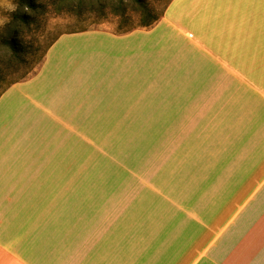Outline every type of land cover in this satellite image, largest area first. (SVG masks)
I'll list each match as a JSON object with an SVG mask.
<instances>
[{
    "label": "crops",
    "instance_id": "1",
    "mask_svg": "<svg viewBox=\"0 0 264 264\" xmlns=\"http://www.w3.org/2000/svg\"><path fill=\"white\" fill-rule=\"evenodd\" d=\"M158 21L63 33L0 95V264H264V91Z\"/></svg>",
    "mask_w": 264,
    "mask_h": 264
},
{
    "label": "rangeland",
    "instance_id": "2",
    "mask_svg": "<svg viewBox=\"0 0 264 264\" xmlns=\"http://www.w3.org/2000/svg\"><path fill=\"white\" fill-rule=\"evenodd\" d=\"M25 0H0V38H12L7 35L11 27L10 18L15 12L28 13L23 5ZM46 9L43 15H38V25L22 29L20 39L24 43L33 40V45L42 47L55 35L79 29H106L121 33L132 26H137L141 19V10L137 0H35ZM19 2V4H17ZM157 15H163L156 23L153 32L148 33L150 39L157 38L162 42L164 52L175 53L178 46L180 54L194 57L205 53L204 48L220 58L232 55L238 57L239 69L243 71L244 86H254L264 91V0H140ZM62 7L58 12L55 7ZM9 26V27H8ZM139 27V26H138ZM149 28V27H140ZM17 29V26L15 27ZM190 36H187L188 34ZM187 34V35H186ZM195 40L201 47H194ZM23 43V44H24ZM24 44V45H27ZM157 44L158 40H157ZM228 49V50H227ZM4 49H0V89L10 81L26 79L33 75L40 66L36 63L31 69L27 61L20 65L8 61ZM169 54V55H170ZM166 55V56H169ZM204 56L203 61H206ZM228 59V58H227ZM166 61V58H165ZM212 68L216 64L206 62ZM237 90H229L228 97L235 99ZM244 105L251 103V98L245 96ZM228 109L233 106L227 107ZM264 114V108H259L258 118ZM257 131L264 134L263 125Z\"/></svg>",
    "mask_w": 264,
    "mask_h": 264
},
{
    "label": "trees",
    "instance_id": "3",
    "mask_svg": "<svg viewBox=\"0 0 264 264\" xmlns=\"http://www.w3.org/2000/svg\"><path fill=\"white\" fill-rule=\"evenodd\" d=\"M137 2L141 10L140 23L137 26H132L130 28L123 30L121 33L129 32L131 30L140 27H150L162 16V14L161 15L154 14L151 11V8L147 7L144 3L140 2V0H137ZM17 4H19V2ZM23 5L29 9V12L27 14L15 12V14L11 15L9 21L10 23H8L11 27L8 26L9 28L6 30L7 31L6 33L8 36L13 35V37L0 38V49H4L5 50L4 52H6L7 56H9V59H7L8 61L6 62V64L4 61L5 67L10 65L11 63L20 65L22 62L25 61V58L26 61L28 58H30L28 59L29 61H27V66H28L27 68L31 69L36 63L40 62L41 64L47 50L61 34L71 33V32H82L87 30V29H79V30H72L67 32H60L57 35H55L50 41H48L46 45L42 47V51H40L39 45L34 47L33 40L30 41L28 44L24 43L20 39L19 33L22 31V29L28 28L31 24H33L32 26H37L39 24L38 23L39 19L37 20L38 15H43V13L46 12V9H42L41 5L37 3L35 0H25L23 2ZM55 8L58 12L63 10H67V11L71 10V9H63L62 7H58V6ZM16 26L17 29H15ZM23 43L27 45H24ZM2 79L3 77H0V80ZM21 80L23 79L10 81L7 85H4L0 89V95L8 87Z\"/></svg>",
    "mask_w": 264,
    "mask_h": 264
}]
</instances>
